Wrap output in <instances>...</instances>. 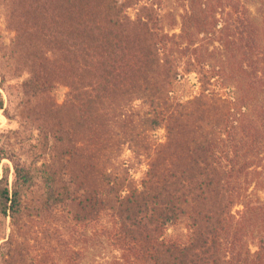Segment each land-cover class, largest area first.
Returning a JSON list of instances; mask_svg holds the SVG:
<instances>
[{
    "label": "trees",
    "instance_id": "obj_1",
    "mask_svg": "<svg viewBox=\"0 0 264 264\" xmlns=\"http://www.w3.org/2000/svg\"><path fill=\"white\" fill-rule=\"evenodd\" d=\"M15 1L16 13L21 15L19 39H23L24 61L28 63L41 52L38 43L28 39L36 34L64 51L68 62L86 75L91 93L86 102L88 112L98 105L120 111L115 118L122 121V129L129 130L122 134L128 137L132 152L146 156L147 169L141 180L128 172L121 177L103 171V178L113 184L112 192L128 184V194L119 195L114 215L115 237L123 241L126 252L125 260L120 258L116 264H264V179L256 185L263 197L253 196L250 190L244 194L240 183L242 177L259 175L249 170L248 155L256 142L264 145V132L251 137L252 146L246 145L245 138L251 131L247 123L257 106L264 122V98L256 103L246 91L245 82L257 87L264 81V68L253 69L249 64L256 61L252 58V63L236 71L232 65L215 67L220 72V93L177 100L173 89L184 78L175 71L178 35H169L160 27L155 4L142 6V0ZM216 1L223 5L228 0H192L188 21L199 23V15L208 13ZM134 6L140 8L131 15L129 10ZM243 16L238 19L242 29L251 25L248 14ZM234 44L225 39L223 47L229 53ZM250 45L247 41L245 47ZM26 49L28 52L23 53ZM5 50L4 60L10 48ZM257 63L264 64V59H257ZM130 99L131 105H124ZM136 101L141 104L136 105ZM210 103L229 108L224 131L220 120L210 115ZM105 110L99 111L102 118L108 114ZM133 116L141 122L133 124ZM163 127L165 140L154 142V133H150ZM101 151L112 155L107 141ZM110 156L101 163L103 169L112 164ZM5 158L6 150L0 146V166ZM13 163L12 186L0 171V214L5 217L15 220L23 215L25 192L38 178L44 184L43 207L47 213L75 199L74 180L70 178L66 188H61L53 166L32 168L21 161ZM98 196L101 204L111 197L104 191ZM238 204L244 207L240 218L234 211ZM251 216L263 221L262 229L254 231L256 251L247 246L244 231L239 230L250 232L246 225L253 220Z\"/></svg>",
    "mask_w": 264,
    "mask_h": 264
},
{
    "label": "rangeland",
    "instance_id": "obj_2",
    "mask_svg": "<svg viewBox=\"0 0 264 264\" xmlns=\"http://www.w3.org/2000/svg\"><path fill=\"white\" fill-rule=\"evenodd\" d=\"M147 3L155 4L165 33L178 35L175 42L178 45L174 48L178 60L175 71L184 78L173 89L177 100L220 93L217 82L220 72L215 67L223 69L232 65L236 71L252 63V58L256 61L249 64L253 69L264 68L263 63H257V59H264V0H228L223 5L216 1L208 13H199V23L187 18L192 0H142L140 5ZM134 7L129 10L131 15L140 8ZM16 9L15 0H0V94L4 100V109L0 110V146L8 157L3 159L0 171L8 176L12 186L13 161L32 168L51 165L61 188H66L70 178L74 180L75 199L52 214L47 213L43 207L44 184L38 178L25 192L22 216L13 220L0 214V264H116L120 258L123 262L126 252L122 248L123 241L115 237L114 215L118 212L119 195L128 194V184L117 186L112 192L113 184L103 178V171L121 177L128 172L141 180L147 169L146 156L143 152L141 157L140 152L136 155L132 152L128 137L122 134L128 129H122V121L115 118L120 111L113 112L108 105H98L88 112L86 102L91 93L88 94L90 89L86 87V75L77 65L68 62L64 51L36 34L28 39L36 41L41 52L35 53L28 63L24 61L23 39H19L21 15ZM247 14L251 25L242 29L238 19ZM225 39L235 43L229 47V53L223 47ZM247 41L251 43L250 48L245 47ZM5 47L10 50L4 60ZM186 47L197 51L185 50ZM230 56L234 62L230 61ZM245 57L249 61H245ZM256 86L245 82L249 96L255 98L256 103H262L264 81ZM131 102L127 100L124 105ZM135 104L140 105L141 101ZM211 104L210 115L220 120L224 131L229 108ZM101 108H106L108 113L104 118L100 116ZM260 113L257 106L247 123L251 128L245 138L248 146L254 144L251 137L255 133L264 132ZM130 120H134L133 124L141 122L134 116ZM153 133L154 142L165 140L164 127L150 134ZM104 141L108 143L111 156L101 151ZM254 147L248 155V166L259 175L242 177L240 183L244 194L250 190L253 196L256 193L263 197L256 185L264 179V145L256 142ZM109 156L112 164L103 169L101 163ZM101 191L111 195L109 202L101 204L98 196ZM234 211L240 218L244 207L238 204ZM252 218L246 225L250 232L239 230L244 231L247 246L256 251L254 231L262 229L263 221L259 217ZM181 229L186 232L184 227Z\"/></svg>",
    "mask_w": 264,
    "mask_h": 264
}]
</instances>
